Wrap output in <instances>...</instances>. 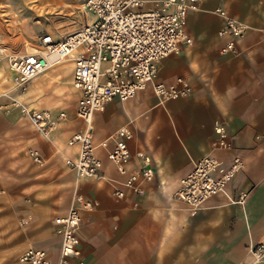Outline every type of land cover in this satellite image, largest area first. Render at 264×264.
Returning a JSON list of instances; mask_svg holds the SVG:
<instances>
[{
	"label": "crops",
	"instance_id": "obj_1",
	"mask_svg": "<svg viewBox=\"0 0 264 264\" xmlns=\"http://www.w3.org/2000/svg\"><path fill=\"white\" fill-rule=\"evenodd\" d=\"M218 6L247 25L237 52L229 55L220 53L223 41L218 30L223 18L215 12ZM185 28L193 43L163 57L157 67L166 82L176 76L186 77L193 88L190 94L160 102L150 87L126 101L114 99L93 115L97 143L126 125L133 131L129 141L131 164L139 165V150L150 156L153 177L143 182V196L131 190L123 198L114 195L119 186L115 180L123 177L103 149L99 153L111 179L83 177L76 182L74 177L71 181L65 178L63 173L71 170L65 166L60 150L73 151L66 146V138L84 126L74 111L67 112L66 120L52 135L62 144L58 152L48 138L35 133L25 138L26 133L18 127L6 124L0 132L10 141L19 142L15 149L34 137L36 145L29 148L44 153L45 165H33V174L19 176L23 184L18 194H13L10 185L0 188V241L12 242L19 230V245L26 246L22 251L29 246L42 247L53 259L60 239L49 240L56 233L52 219L72 204H79L74 196L80 193L92 203L91 208L81 211L78 231L87 264L252 263L251 245L264 240V0H200V9L189 12ZM3 30L0 39L9 43L20 40L21 31H14L13 26H4ZM73 69L74 63L69 60L51 67L29 81L18 97L31 106L65 109L60 98L66 90L73 91L76 100L78 97L71 84ZM0 76L8 86L3 91L15 88L8 63L1 64ZM17 115L29 123L19 111ZM216 122L227 130V147L217 144ZM208 154L224 166L237 158L242 165L227 185L228 195H212L192 212L174 192L196 161ZM56 183L57 189L71 183L72 191L55 194ZM241 192L247 195L239 204L233 199ZM135 200L138 206L133 204ZM53 211L56 213L52 215ZM28 215L33 218L31 228L39 224L43 228L36 229L30 239Z\"/></svg>",
	"mask_w": 264,
	"mask_h": 264
},
{
	"label": "built area",
	"instance_id": "obj_2",
	"mask_svg": "<svg viewBox=\"0 0 264 264\" xmlns=\"http://www.w3.org/2000/svg\"><path fill=\"white\" fill-rule=\"evenodd\" d=\"M84 7L90 19L77 29L61 35L44 31L37 36V50L7 53V62L14 73L15 87L23 89L34 76L51 67L52 57L73 60L72 78L78 94L75 114L84 126L66 138V146L73 151L61 150L63 162L77 180L83 177L111 179L105 173L106 166L99 153V149H103L111 165L123 177L115 180L119 186L114 189V195L123 198L127 190H131L140 197L144 194L143 182L153 177L150 156L139 150L136 152L139 165L131 164L133 154L129 141L133 131L126 125L97 143L93 115L103 111L114 99L123 102L150 87L160 102L191 93L192 85L184 76H176L170 82L157 80L155 76L160 59L177 54L184 45L193 43L185 26L189 12L200 9V0H86ZM215 12L223 18L218 30L223 41L220 53L237 52V44L247 25L224 7H216ZM10 103L39 133L50 139L67 118L65 109L35 107L17 97ZM215 127L217 144L229 146L225 126L216 122ZM28 154L35 163L44 164L38 148H29ZM241 165L238 158L224 166L216 157L205 155L180 179L174 196L185 201L194 212L212 195H228L227 185ZM246 195L241 192L233 200L242 204ZM74 197L79 204H72L52 219L60 239L56 264H87L82 257L78 231L81 211L91 208L92 203L80 193ZM133 204L138 206V200ZM250 250L256 262L264 263V240L251 245ZM18 259L27 264L53 262L48 251L38 246L27 247Z\"/></svg>",
	"mask_w": 264,
	"mask_h": 264
},
{
	"label": "rangeland",
	"instance_id": "obj_3",
	"mask_svg": "<svg viewBox=\"0 0 264 264\" xmlns=\"http://www.w3.org/2000/svg\"><path fill=\"white\" fill-rule=\"evenodd\" d=\"M85 2L86 0H0V31L3 30L4 26H13L14 31H21L19 34L20 40L14 43H9L5 39H0V46L6 48L7 50H5L6 52H1L0 54V66L4 62L8 63L7 53H22L25 51L24 46L29 50L35 48L37 46L36 43L38 42V34L43 33L44 31H50L56 35H61L77 29L82 23L90 19V15L87 14L85 7L83 8L82 6ZM148 5H152V3H149ZM22 44H24V46ZM156 71L155 78L157 80H161L158 67ZM29 81L24 85L25 87L23 89L15 87L14 89L3 91L5 88H8V86L7 83L2 81L0 76V104L3 105L0 107V113L5 116L3 119L0 118V127L4 128V125L10 124L14 127H18L19 130L23 131V133H26L24 134L25 138L29 135L30 139L32 134L35 133L36 135H40V137L46 139L47 137L38 133L29 125V123H26L22 119L19 120L17 115L18 110L15 107H12L10 103L13 97L21 99L18 97V93H22L26 89L27 85L30 83ZM63 95L64 96H61L62 98H60L62 106L66 107L65 110L69 114L72 111L75 113L77 101L75 93L73 91L66 90ZM11 119L15 123H12L10 121ZM3 135V132H0V188H4V185H10L13 194H18L23 184L20 181L21 179H19V176L25 173L33 174L35 171L32 167L33 165H37V163L32 160L26 150L29 146L36 145V142L33 141V137L27 145L22 148L18 147V149H15L14 147L18 145L19 142L10 141L9 137L5 138ZM48 139L54 146V151L58 152V150L62 149V144L56 141L55 137ZM38 165L36 168H43L45 164L41 166ZM57 171L58 169L56 168L54 172ZM63 174L66 179L71 181L74 177V181L77 182V179L72 171H67ZM55 187V194L58 195H60V193L61 195L63 193H69V191H72L71 189L73 188L71 183H68V186L64 187L65 190L61 186H59L61 187L60 189H57V183L55 184ZM54 213H56V211H53L52 215ZM27 219L28 221L26 222V225L30 226L28 230V239H30L34 236L36 229L43 228L41 224H39L37 228H31L33 218L31 215H28ZM57 238H59V235L55 233L54 237L49 240L55 241ZM19 244V230L14 235V240H12V242L0 241V264H16L19 261L18 255L22 249L26 247H22V244ZM53 254L52 264L57 262L55 251ZM49 255L51 254L49 253Z\"/></svg>",
	"mask_w": 264,
	"mask_h": 264
},
{
	"label": "bare ground",
	"instance_id": "obj_4",
	"mask_svg": "<svg viewBox=\"0 0 264 264\" xmlns=\"http://www.w3.org/2000/svg\"><path fill=\"white\" fill-rule=\"evenodd\" d=\"M83 6V8H84V6H85V3L82 5ZM23 46H24V44H22ZM36 45H37V43H36ZM8 49V48H7ZM10 49V48H9ZM38 49V47L36 46L35 48H33V49H31V50H29V49H27V48H25V46H24V50L25 51H34V50H37ZM6 50V48H4V47H2V46H0V53L1 52H6L5 51ZM24 51V52H25ZM53 58V61H54V63L51 65V67H53V66H55L56 64H58V63H60V62H62V61H65V60H71L72 61V63H73V60L72 59H60V60H57V59H54V57H52ZM8 67H9V69L13 72V70L10 68V66H9V64H8ZM50 66L48 67V68H46V69H44L43 71H41L40 73H38L36 76H34L32 79L34 80V78H36L38 75H40V74H42V73H44V72H46L48 69H50L51 68ZM31 79V80H32ZM30 80V81H31ZM13 81H14V73H13ZM72 87L75 85V84H73V78H72ZM15 86V85H14ZM73 88H75V86L73 87ZM251 256H252V263L251 264H255V263H257L256 261H255V257H254V255H253V253L251 252Z\"/></svg>",
	"mask_w": 264,
	"mask_h": 264
}]
</instances>
